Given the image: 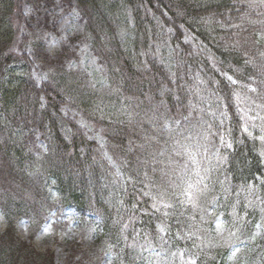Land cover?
<instances>
[{
  "label": "trees",
  "instance_id": "obj_1",
  "mask_svg": "<svg viewBox=\"0 0 264 264\" xmlns=\"http://www.w3.org/2000/svg\"><path fill=\"white\" fill-rule=\"evenodd\" d=\"M59 8L80 28L51 49ZM262 54L261 0H0V264H49L15 227L64 212L111 264H264V143L243 132L264 128ZM196 172L208 189L180 204ZM153 198L175 205L163 238ZM83 245L69 262L97 258Z\"/></svg>",
  "mask_w": 264,
  "mask_h": 264
},
{
  "label": "rangeland",
  "instance_id": "obj_2",
  "mask_svg": "<svg viewBox=\"0 0 264 264\" xmlns=\"http://www.w3.org/2000/svg\"><path fill=\"white\" fill-rule=\"evenodd\" d=\"M56 12L61 17L56 31H46L43 35L46 44L51 49L57 40L80 28L78 16L72 10L59 8ZM73 68L87 75V81H90V84L96 89L100 90L103 88L102 80L98 74V67L88 53L83 52L80 54L79 60L73 64ZM33 75L37 81H40L44 76L43 73L37 70L33 71ZM54 214L51 213L48 220L37 231L35 230L37 229L36 226H32V222L29 225L26 221L18 220L19 222L15 227L17 237L30 243L38 252L50 251L52 256L49 259V264H74L67 260V251L77 242H82L84 244L82 247L89 249V253L93 250L94 255L97 257H93V261L86 264H111L109 256H101L100 252L102 251L98 248L97 241L92 238V229L79 228L69 213ZM4 226L0 217V233L4 230ZM258 229L257 227L255 230ZM166 262L172 264L170 258H167ZM231 264H236V259Z\"/></svg>",
  "mask_w": 264,
  "mask_h": 264
},
{
  "label": "snow or ice",
  "instance_id": "obj_3",
  "mask_svg": "<svg viewBox=\"0 0 264 264\" xmlns=\"http://www.w3.org/2000/svg\"><path fill=\"white\" fill-rule=\"evenodd\" d=\"M262 3H264V0H261ZM264 55V54H262ZM246 63H251V61H246ZM228 81H230L232 84H236L237 81L233 80L231 76L226 77ZM249 91L256 93L258 90L255 87H249ZM255 103V102H253ZM257 108L262 107V105H256ZM243 119V116L241 117ZM187 119V117H186ZM251 120H256V119H264V117H261L259 113L255 116L249 117ZM221 124H223V121H221ZM167 127V125H165ZM255 127V125H253ZM243 132L246 133L250 138L257 139L261 143H264V128L260 129L261 134L258 136H253L252 131L249 130L247 126L243 128ZM221 143L224 144L226 147L231 148L232 143L231 141H226L223 136H221ZM262 156H264V152L261 153ZM190 160L192 161L193 164L196 163V158L195 156H190ZM195 176L197 179L194 181L189 179V181L186 183V187L183 190V195L185 196V201H179L180 204H184L187 202L191 206L195 207L196 202L199 199L201 195L204 194V192L208 189V185L205 183V177L201 176L199 172L195 173ZM175 205L166 203L163 201V199L156 200L153 198V203L151 204V209H152V215L155 216L156 214H160L162 217V223L157 225V231L161 233V238H163V234H166L169 230V225L167 223L168 217L170 216V213L168 209L174 208ZM213 223L216 226V231L218 234H221L224 229L221 226L222 221L220 217H217ZM257 227H260V225H257ZM239 248H234L232 252V256H235L237 252H239ZM181 256H183V253H181ZM187 264H196V261L194 259L187 261Z\"/></svg>",
  "mask_w": 264,
  "mask_h": 264
}]
</instances>
